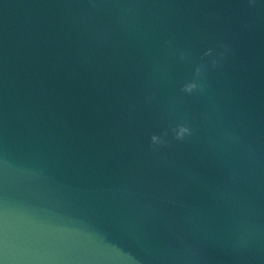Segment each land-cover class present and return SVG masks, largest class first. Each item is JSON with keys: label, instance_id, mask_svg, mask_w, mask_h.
<instances>
[{"label": "water", "instance_id": "obj_1", "mask_svg": "<svg viewBox=\"0 0 264 264\" xmlns=\"http://www.w3.org/2000/svg\"><path fill=\"white\" fill-rule=\"evenodd\" d=\"M0 264H264V0H0Z\"/></svg>", "mask_w": 264, "mask_h": 264}, {"label": "clouds", "instance_id": "obj_2", "mask_svg": "<svg viewBox=\"0 0 264 264\" xmlns=\"http://www.w3.org/2000/svg\"><path fill=\"white\" fill-rule=\"evenodd\" d=\"M208 55V54H206ZM210 63L212 64V66H215L217 64V60L215 58H213ZM207 65L206 64H201L199 66H197L196 70H195V74L197 77H201L206 69ZM198 89V85H197V82L196 80L194 79L193 81L189 82V83H186L183 87V91L185 93H188V94H191L193 93L194 91H196ZM174 135H175V138L177 140H183L185 139L186 137H189L192 135V131L191 129L186 126V125H178L176 127V129L174 130ZM151 140L153 142V144H161L163 143V141L161 140V137L159 136H156V135H153L151 137Z\"/></svg>", "mask_w": 264, "mask_h": 264}]
</instances>
